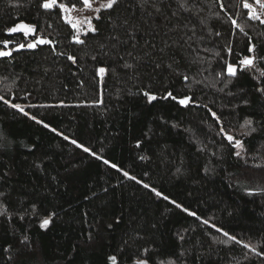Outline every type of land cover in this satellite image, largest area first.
<instances>
[{"label":"trees","instance_id":"trees-1","mask_svg":"<svg viewBox=\"0 0 264 264\" xmlns=\"http://www.w3.org/2000/svg\"><path fill=\"white\" fill-rule=\"evenodd\" d=\"M154 2L159 13L136 0L100 10L80 44L59 7L0 0V50L11 52L0 56V96L28 113L0 100V264H112V255L117 264H264V24L244 0ZM19 23L35 32H7ZM36 37L52 43L28 48ZM245 55L255 64L241 69ZM168 91L177 100L163 99ZM184 96L194 102L180 105ZM212 112L244 141L241 157ZM245 119L257 128L250 136Z\"/></svg>","mask_w":264,"mask_h":264},{"label":"snow or ice","instance_id":"snow-or-ice-1","mask_svg":"<svg viewBox=\"0 0 264 264\" xmlns=\"http://www.w3.org/2000/svg\"><path fill=\"white\" fill-rule=\"evenodd\" d=\"M84 8L87 9H91L92 8V3L90 2V0H82ZM119 3V0H106V3H101L100 7L95 8L94 11L99 13L100 10L103 9H112L115 5H117ZM187 3V0H181V6L185 7ZM255 3L258 4L260 6L261 9H264V0H255ZM136 6H138L141 9H145L147 6H152L153 8H155V11L157 13H159L161 11V9L156 5V3L154 2V0H136ZM41 7L44 8L45 10H49V9H53L54 7H59V9L64 12V13H70L72 11L75 10V5H72L71 8L68 7V5H66L65 3H58V0H43V3L41 4ZM221 7H223V4H221ZM243 7L249 9L248 12V16L249 18H251L252 20H260V22L262 24H264V19H261V14L257 13V11L255 10V8L253 7L252 4L248 3V0H244L243 2ZM81 11H83V9H81ZM149 15H152L151 13H149ZM96 19H99V15H97L95 17ZM86 19L88 20L89 23V30L91 32H96L97 29L95 28V26H93L91 24V19L92 17H86ZM66 22L71 23V20L66 16L65 17ZM233 24H236V21L233 20L232 21ZM72 27L76 28L77 25L75 23H72ZM237 27H239V25H237ZM18 30H23L25 35L29 34V33H34L35 32V26L34 25H27L24 23H19L16 24L14 27L8 28L7 32L9 33H15ZM242 32L244 31L243 28L240 29ZM217 35H219V33H217ZM245 35H247V33H245ZM74 39L76 40L77 43L83 44L84 41L80 40L79 37H74ZM251 38H249L250 40ZM10 41H3V44L5 46L8 45ZM51 44L52 41L44 39V38H40V37H36L35 42L33 43H28L26 46L28 48H35L37 46V44ZM18 48H24L25 44L21 43L18 44L17 46ZM101 47H103V45H101ZM255 49H256V45L254 44H250L248 47V52L249 53H255ZM163 51V50H161ZM227 51L229 53H231L232 49L229 47L227 49ZM11 55V52H5L0 50V56H9ZM69 59H72L73 62H75V58L74 57H69ZM93 59H95V57H93ZM255 60H256V56L255 55H245L243 56L242 59H240L238 61L239 67L241 69H245V68H250L253 67L255 64ZM226 72L227 75L230 77H234L237 75V65L233 64V63H229L226 62ZM125 67H131V65H125ZM157 67H159V65H157ZM106 72V68L105 67H100L98 68V73L101 75V77L103 76V74ZM261 76H264V71L260 72ZM185 80L188 79L187 76L184 77ZM259 91H264V89H258ZM144 96L147 98L148 102L151 103L152 101H155L158 99V97L155 94H152L148 91L144 92ZM172 99V100H177V97L175 95H173V93L171 91H168L166 93V95L163 97V99ZM0 100H3L4 103L6 104H10V106L12 108L18 109L20 112L24 113L25 115H28V113L24 112V108L20 105V104H15V103H11L10 101H7L4 99L3 96H0ZM194 101L192 100V97L190 96H184L183 98H179L178 99V103L182 106L187 107V105L189 103H193ZM247 103V102H245ZM212 116L215 118V120L221 124L220 130L218 134H222L226 137V140L228 141V143L232 146V148L236 149L235 151V155L237 157H241L244 152H245V145H244V141L242 139H237L235 138L234 135L229 134L225 128L223 127V124L220 120V117L217 116V114L215 112H212ZM32 120L36 121L39 124H43L44 127L49 128L50 125L44 123V121L42 120H38L36 116H31L30 117ZM241 129H244L245 131L243 132L244 136H250L252 133L257 132V128L253 127V120L252 119H245L243 124L240 125ZM51 131L53 132H57V130L55 128H51ZM58 135H63V133H57ZM65 140L69 139V137L65 136L64 137ZM71 143L76 145L78 148L82 149L83 152L88 153L89 155L101 160L104 164L106 165H110V167H112L113 169H118L119 171L123 172L124 177L131 179V180H137V178L135 176H130V174L127 171H123V169H119L118 165H116L115 163H111L109 160L104 159L103 156L98 155L96 152H93L91 150L90 147H86L84 144L82 143H78L77 140L73 139L71 140ZM140 146V141H137V147ZM102 151V150H101ZM143 158V157H142ZM207 170V169H206ZM138 183H143L142 181H137ZM143 186L145 188H149L150 186L148 184H143ZM151 191L158 197H162L164 200H168L169 197L165 196L162 192L158 191L156 188H151ZM261 191H264V189H261ZM251 194V192H250ZM2 195V194H0ZM172 204H174L177 208L182 209L184 212H189V209L184 208L181 204L177 203L176 201H171ZM2 207V206H0ZM35 207V206H33ZM4 211H6V209H4ZM190 215L195 216L196 213L195 212H191L189 213ZM55 215L54 213L43 218L41 220L40 223V227L41 228H46L52 220V216ZM205 224L208 223L207 220L204 221ZM109 227H111V225H109ZM213 227H215V225H213ZM222 231V230H220ZM224 236L228 237L229 233L224 232L223 233ZM182 239V237H181ZM230 240L232 241H236L237 238L235 236H230L229 237ZM25 240H27V237H25ZM221 243H227V241H220ZM238 243H242V241H237ZM244 247H251L250 245L245 244ZM145 252H147V249L144 250ZM252 251H256L255 248H252ZM261 255H264V252L260 253ZM108 260L112 262V264H117V257L115 255L109 256ZM134 264H149L147 259H136L134 261ZM161 264H165V262H161ZM167 264H175V261H168Z\"/></svg>","mask_w":264,"mask_h":264},{"label":"rangeland","instance_id":"rangeland-1","mask_svg":"<svg viewBox=\"0 0 264 264\" xmlns=\"http://www.w3.org/2000/svg\"><path fill=\"white\" fill-rule=\"evenodd\" d=\"M90 2L92 3L91 9L84 8V5H82L81 7H75V10L70 13L62 12L64 19L67 16L71 20V23H70L71 26H72V23H75L77 25V27L73 29L75 31V37L78 36L79 39H81V35L90 31L89 23L86 17H92L91 24L93 25L92 21L98 15V13L94 11V9L100 7L101 3H106V0H90ZM253 7L255 8L257 13L261 14V19H264V13H263V10L260 8V6L255 3ZM81 9H83V11H81ZM18 31H21L24 33L23 30H18Z\"/></svg>","mask_w":264,"mask_h":264},{"label":"water","instance_id":"water-1","mask_svg":"<svg viewBox=\"0 0 264 264\" xmlns=\"http://www.w3.org/2000/svg\"><path fill=\"white\" fill-rule=\"evenodd\" d=\"M39 45H42V44H39Z\"/></svg>","mask_w":264,"mask_h":264}]
</instances>
